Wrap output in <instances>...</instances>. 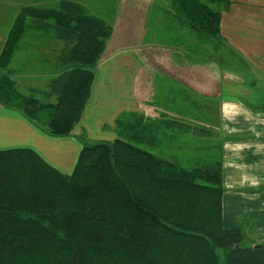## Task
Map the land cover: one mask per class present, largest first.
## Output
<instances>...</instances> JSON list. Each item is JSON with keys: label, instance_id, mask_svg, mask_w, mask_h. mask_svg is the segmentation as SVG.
<instances>
[{"label": "trees", "instance_id": "1", "mask_svg": "<svg viewBox=\"0 0 264 264\" xmlns=\"http://www.w3.org/2000/svg\"><path fill=\"white\" fill-rule=\"evenodd\" d=\"M232 3L171 0V10L217 53L225 44L222 15ZM26 21L64 43L58 73L47 90L28 95L3 76L0 104L53 138L70 137L114 28L72 1L58 10L23 8L0 68L10 65ZM114 132L117 139L105 143L83 131L71 174L29 148L0 151V264H264V243L249 238L243 221L224 216L221 157L188 168L152 153L160 140L139 113H122Z\"/></svg>", "mask_w": 264, "mask_h": 264}, {"label": "crops", "instance_id": "2", "mask_svg": "<svg viewBox=\"0 0 264 264\" xmlns=\"http://www.w3.org/2000/svg\"><path fill=\"white\" fill-rule=\"evenodd\" d=\"M156 2L136 0L132 11L145 10V22L128 14L122 0L113 19H106L127 50L113 51L107 44L72 136L53 138L0 104V151L29 148L71 174L83 149L78 140L83 131L93 141L112 143L118 117L139 113L153 139L160 140L154 154L191 167L214 152L223 159L224 216L243 221L249 238L264 243V0H232L222 15L219 64L201 52L176 49L174 41L184 42L185 32L177 31L171 0L163 9ZM139 29L146 30V45L130 48L144 42ZM165 30L178 37L163 35L168 41H159Z\"/></svg>", "mask_w": 264, "mask_h": 264}, {"label": "rangeland", "instance_id": "3", "mask_svg": "<svg viewBox=\"0 0 264 264\" xmlns=\"http://www.w3.org/2000/svg\"><path fill=\"white\" fill-rule=\"evenodd\" d=\"M63 1L67 0H0V41H3V44L0 43V57L3 52L6 40L8 39V34L14 27L16 20L19 18L20 12L23 8L26 7H35L39 9L50 8L58 10ZM78 4H81L85 9L88 7V12L91 15L96 17L103 18L105 21H110L113 19V14L118 10L120 5V0H68ZM165 0H157L156 7L162 8ZM123 9L128 12V14L134 16L135 18H139V22H145V18L147 17V13L145 10H139V14L132 11L137 8V4L135 5L136 0H122ZM87 6V7H85ZM146 8V7H145ZM172 12V10H171ZM162 13V12H161ZM164 14V13H163ZM144 16V17H143ZM107 19V20H106ZM178 20V19H177ZM107 21V22H108ZM180 22V21H179ZM109 23V22H108ZM112 27L113 25L109 23ZM24 29V40L25 43L19 44L17 50L14 53V56L10 62V65L7 69L0 68V78L5 75H8L13 81H15L20 91L23 94L28 95L29 88L34 87L41 90H47V85L51 79L54 78L56 73L58 72L57 68V58L60 51L63 49L64 44L61 41H58L53 32L44 35L38 32H35L30 27L28 21L23 22ZM114 28V27H113ZM180 30L181 35H183V31L185 32V40L184 42H178L175 40L174 42L177 44L174 46L176 49H185L188 51H198L203 53L205 57L216 62L221 63V54L224 46L215 53L213 52V45L206 39L199 38L190 29L187 25L183 23H179L177 27V31ZM135 31V30H134ZM168 30H165L162 35L158 38L159 41L166 42L168 41L166 38L162 37L165 35L175 36L174 31L172 34L165 33ZM135 32L142 33L143 37H139L143 42H140L133 45L130 48L143 47L146 45L145 41H147V36L144 34L146 30L139 29ZM114 36V34H113ZM178 37V33L176 35ZM5 42V43H4ZM126 42H124L123 38L120 36H115L113 39L111 38L108 42V46L110 45L112 50L115 51L117 49L121 51H126ZM112 50H109L111 52ZM112 51V52H113ZM224 65L227 62L223 63ZM226 67V66H225ZM209 112L204 114V120H209ZM211 123L207 124L205 129H210ZM89 137V136H88ZM90 139V137H89ZM91 140V139H90ZM203 145H206L203 143ZM144 149L149 150L150 148L144 147ZM152 153L153 150H150ZM215 156V152L213 153ZM218 156V154H217ZM185 165V164H184ZM188 168H192L191 166H187ZM191 252V251H190ZM222 260V252H218Z\"/></svg>", "mask_w": 264, "mask_h": 264}]
</instances>
